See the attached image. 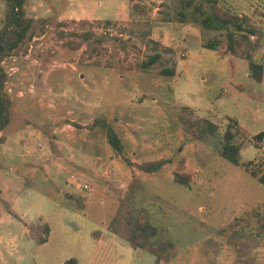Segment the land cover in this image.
<instances>
[{
    "label": "rangeland",
    "instance_id": "1",
    "mask_svg": "<svg viewBox=\"0 0 264 264\" xmlns=\"http://www.w3.org/2000/svg\"><path fill=\"white\" fill-rule=\"evenodd\" d=\"M217 1L257 27L260 82L250 60L203 46L214 33L194 4L26 0L31 30L2 62L12 107L0 133V264H264V185L242 165L264 168V0ZM4 11L0 0V29ZM187 114L217 134L187 133ZM232 118L239 164L217 152ZM161 158L171 162L154 173L136 168Z\"/></svg>",
    "mask_w": 264,
    "mask_h": 264
},
{
    "label": "trees",
    "instance_id": "2",
    "mask_svg": "<svg viewBox=\"0 0 264 264\" xmlns=\"http://www.w3.org/2000/svg\"><path fill=\"white\" fill-rule=\"evenodd\" d=\"M180 0L181 8L185 9L194 4L195 12L199 13V22L203 29L212 31L214 36L204 43V47L210 50L220 52L224 55L250 60L253 50L252 36L256 35L257 27L253 24L252 19L247 14H238L229 8L218 3L217 0ZM5 11L3 25L0 29V133L7 127L11 119L12 99L5 90V84L8 78L2 62L12 56L20 45L28 37L31 30L33 19L29 17L25 11L26 0H4ZM182 19L185 14L179 13ZM110 24L109 20L105 21ZM85 39L88 40L87 36ZM77 42L70 44L71 48H78ZM161 55L154 53L141 63V67L147 70L155 64ZM250 76L257 82L263 78V64L250 60ZM174 68H163L160 74L166 77L174 75ZM185 131L198 138L207 136H215L218 132V126L206 118H194L187 114L181 116ZM105 130L108 144L122 154L124 145L118 134L105 120H98ZM237 125L235 119H230L228 126L225 128L220 144L217 146V152L227 160L234 164H239V145L234 139V133L231 131L233 126ZM262 134L256 135V139L261 141ZM4 141L0 136V143ZM128 160L127 158H124ZM170 159L161 158L153 161H145L135 164L136 168L146 173H154L163 166L170 163ZM248 173L255 177L259 183L264 185V168L262 170L255 169L250 164H242ZM173 181L190 186L189 175L182 173H174ZM133 228L142 230L148 236L155 235V228L149 225H143L132 220Z\"/></svg>",
    "mask_w": 264,
    "mask_h": 264
}]
</instances>
